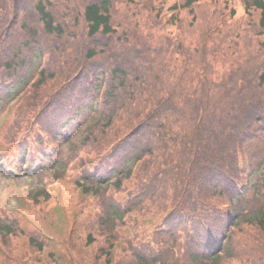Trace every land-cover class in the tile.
Here are the masks:
<instances>
[{"label": "trees", "instance_id": "trees-1", "mask_svg": "<svg viewBox=\"0 0 264 264\" xmlns=\"http://www.w3.org/2000/svg\"><path fill=\"white\" fill-rule=\"evenodd\" d=\"M245 1L258 33H246L247 49L228 37L226 54L205 37L173 45L142 17L122 36L112 0H0V112L14 102L31 125L17 144L49 136L68 157L83 149L97 159L76 180L100 205L90 230L71 236L65 258L30 237L45 258L28 264H231L240 246L241 264H264V0ZM209 19L213 33L224 25L217 12ZM52 156L39 173L59 179L68 164ZM147 215H164L165 228L121 237ZM18 231L0 216L4 236ZM237 231L249 239L236 246Z\"/></svg>", "mask_w": 264, "mask_h": 264}, {"label": "rangeland", "instance_id": "rangeland-1", "mask_svg": "<svg viewBox=\"0 0 264 264\" xmlns=\"http://www.w3.org/2000/svg\"><path fill=\"white\" fill-rule=\"evenodd\" d=\"M78 1H81L82 7L88 2V0ZM184 1L112 0L114 26L120 29L118 33L124 36L121 32H131L134 29V20L142 17V21L148 22V29L159 34L163 33V29L170 32L171 36L167 34L162 37H169L171 41L173 40V45H177L176 42L183 36L187 47L189 40L205 37L214 43L215 50L220 49L226 54L230 42L232 45L239 42V34L246 48L249 44V35L246 33H258L256 13L252 18L251 14L246 12L245 0H198L192 12L189 8L183 7ZM58 10L56 17L60 20L65 16V5H60ZM158 11H160L159 17L156 16ZM214 12L223 18L224 25L221 24L218 31L213 33L215 25L209 17ZM76 27L78 33L86 31L81 24ZM74 30L73 33L76 32L75 27ZM228 31H232L233 34L226 36ZM228 37L230 42L227 41ZM232 37L234 40L231 39ZM76 45L77 43L73 42L74 48ZM152 53L157 56L156 51ZM18 106L16 104L0 115V216L6 221L14 220L20 228L18 234L4 236L0 232V264H17L18 259L32 256L34 252L32 254L29 239L33 236L45 244L46 254L49 255L53 251L60 258H65L71 247V236L79 231L84 236L90 230L93 221L97 219L96 211L99 207L95 197L83 192L76 183V180L82 178L85 173V162L86 166H90V162L96 157L85 153L83 149L77 150L68 157V147L64 142H58L57 158L66 160L67 173L55 179L49 169L37 176L32 169L40 167L46 152L52 147L55 148L57 143L50 142L48 136L46 141L29 140L18 146L16 141L31 129L30 123L25 122V119L17 114ZM9 128L11 131L19 129L15 132L16 137L5 136V133L6 135L9 133ZM9 138H13L14 143L10 142ZM24 149L27 153L23 158L21 152ZM46 166L50 168L51 163L46 161ZM9 168H15L19 173L27 171L25 173L29 174L27 177L25 175L14 177ZM117 196L123 199L120 193H117ZM146 219L151 220L149 222L151 225L158 221V216L147 215ZM149 225L140 223L136 228L123 229L124 233H121V237L124 236L126 239L132 237L137 241L139 237L143 238V235L149 234L151 228ZM244 230L246 231L247 228L245 227ZM237 234L236 246L249 239V235L241 231H237ZM96 246L100 248L101 244L97 243ZM119 247H122V243ZM119 247L117 249H120ZM236 254V258L239 256L241 262L247 260L249 255L248 252H243L242 246ZM171 257L174 259L172 254ZM241 262L233 261L231 264H241Z\"/></svg>", "mask_w": 264, "mask_h": 264}]
</instances>
